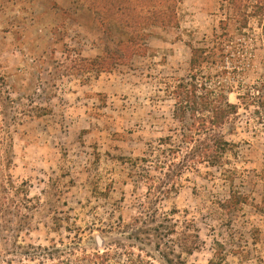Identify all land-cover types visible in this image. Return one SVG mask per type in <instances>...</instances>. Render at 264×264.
<instances>
[{
  "label": "rangeland",
  "instance_id": "374dc122",
  "mask_svg": "<svg viewBox=\"0 0 264 264\" xmlns=\"http://www.w3.org/2000/svg\"><path fill=\"white\" fill-rule=\"evenodd\" d=\"M175 1L177 24L147 30L146 56L91 73L85 61L126 40L120 21H100L113 0H0V101L19 118L0 146V264H165L138 232L147 212L179 233L193 222L185 264H264L263 109L242 106L224 129L226 163L185 171L175 192L155 201L140 175L138 159L175 123L170 86L189 75L191 48L243 26L225 66L243 86L264 77V0ZM233 194L247 202L229 210Z\"/></svg>",
  "mask_w": 264,
  "mask_h": 264
},
{
  "label": "trees",
  "instance_id": "16d2710c",
  "mask_svg": "<svg viewBox=\"0 0 264 264\" xmlns=\"http://www.w3.org/2000/svg\"><path fill=\"white\" fill-rule=\"evenodd\" d=\"M97 4L98 1L93 2V5ZM99 11L102 12L101 23L106 24L110 19L121 22L126 40L112 46L107 45L100 55L85 61L83 67L91 73L111 72L129 66L136 58L146 56L149 37L147 30L177 24L175 0H113L110 9L101 6ZM235 15L238 21V14ZM228 33L229 27L221 34L215 33L210 40L211 47L191 48L189 75L170 86L175 123L168 129L169 134L155 143H149L146 153L138 159L141 165L140 175L151 183L149 195L155 201L160 200V195L175 192L176 180L185 171L199 164L220 167L226 163L225 156L231 151L232 144L226 140L224 129L226 126H235L233 121L240 116L242 106L251 104L257 106V111L264 110V77L261 82L243 86L236 80L238 68L235 65L225 66L226 58L230 55L233 58L232 64L235 63L233 61L239 47L234 45L228 50V43L243 33V26L235 28L232 38L228 37ZM209 64L218 68L215 78L203 72L205 65ZM234 86L241 87L240 96L237 97L239 103H233L229 99ZM6 99V103L0 101V146L5 139H11V127L19 121L18 117L9 115L15 101L8 97ZM148 165L153 169V175L147 169ZM156 183L159 184L157 188L154 186ZM152 188L158 194L150 193ZM246 202L245 196L233 194L225 205L232 210ZM139 222V234L156 239L157 254L165 264H185L184 256L192 255L198 249L193 222H186L184 231L180 233L177 221L171 216H164L160 220L157 212H147L139 218ZM165 238L169 239L164 242ZM219 255L220 253L217 257ZM221 260L222 258L218 261L211 260L209 264H221Z\"/></svg>",
  "mask_w": 264,
  "mask_h": 264
}]
</instances>
